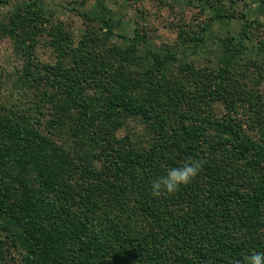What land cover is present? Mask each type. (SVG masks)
<instances>
[{"label": "trees", "instance_id": "trees-1", "mask_svg": "<svg viewBox=\"0 0 264 264\" xmlns=\"http://www.w3.org/2000/svg\"><path fill=\"white\" fill-rule=\"evenodd\" d=\"M42 1L14 0L0 17L22 62L0 79V264H245L264 252V111L246 131L251 101L230 78L255 46L251 22L216 42V77L173 69L176 50L150 47L139 28L110 43L104 16L77 44L51 27L56 59L43 62ZM189 157L204 161L198 176L154 197L151 181Z\"/></svg>", "mask_w": 264, "mask_h": 264}, {"label": "rangeland", "instance_id": "rangeland-1", "mask_svg": "<svg viewBox=\"0 0 264 264\" xmlns=\"http://www.w3.org/2000/svg\"><path fill=\"white\" fill-rule=\"evenodd\" d=\"M98 1L43 0L48 22L42 24L45 30L36 34L33 55L43 62L55 61V52L48 44L50 36L47 32L51 27L53 31L62 29L69 32L73 43L77 44L86 28L99 32V19L104 16L114 20L110 43L120 44L124 41L123 36L132 37L135 28H139L147 32L150 47L163 48V53H166L167 47L176 50L173 60L170 59L173 69L182 63L200 73H210L216 77V44L226 36H237L246 28L247 19L252 25L249 31L255 46L251 53H244L239 64L231 69L230 78L238 79L239 92L251 101V104L244 102L243 113L247 116L240 119L246 128L247 122H250L248 115L253 114L255 108L261 110L262 107L264 111V8L259 0H210L213 5L222 6L221 9L228 16L226 21L211 20L213 8L209 4L201 8L198 0H101L105 7ZM13 3L14 0H6L4 6H0V17L10 10ZM197 35H201L204 42L194 48V37ZM251 58L253 61L247 63ZM21 65L12 40L7 36L0 37V79L10 80V75ZM7 84L9 86L11 82ZM214 105L217 114L225 113L220 103L215 102ZM124 133L125 130L120 129L117 136ZM11 255L16 259L18 250H11Z\"/></svg>", "mask_w": 264, "mask_h": 264}, {"label": "clouds", "instance_id": "clouds-1", "mask_svg": "<svg viewBox=\"0 0 264 264\" xmlns=\"http://www.w3.org/2000/svg\"><path fill=\"white\" fill-rule=\"evenodd\" d=\"M203 164L204 161L189 157L180 167L168 169L166 175L151 181V194L154 197L175 194L182 186H187L198 176ZM236 264L240 262L237 261ZM245 264H264V252L253 251L247 257Z\"/></svg>", "mask_w": 264, "mask_h": 264}]
</instances>
